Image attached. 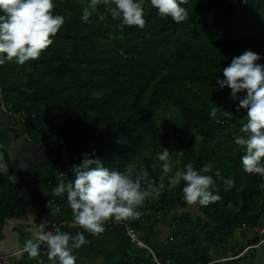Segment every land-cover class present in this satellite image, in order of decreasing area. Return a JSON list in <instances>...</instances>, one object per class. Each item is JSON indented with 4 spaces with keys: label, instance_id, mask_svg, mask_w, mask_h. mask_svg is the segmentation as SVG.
I'll use <instances>...</instances> for the list:
<instances>
[{
    "label": "trees",
    "instance_id": "16d2710c",
    "mask_svg": "<svg viewBox=\"0 0 264 264\" xmlns=\"http://www.w3.org/2000/svg\"><path fill=\"white\" fill-rule=\"evenodd\" d=\"M54 4V14L63 15L65 23L53 44L36 60L0 66L5 105L26 113L25 132L49 156V163L31 167L22 199L15 187L0 197V235L4 221L27 206L39 222L51 225L55 219L47 204L54 197L47 195V182L66 165L79 163L82 152L94 150L111 170L143 167L157 186L163 184L138 208L143 216L152 214V221L159 218L156 225L169 233L158 253L161 260L245 261L264 245V189L259 187L264 178L243 171L245 153L234 142L246 110L236 111L239 100L215 84L243 51L264 56V0H188L181 6L189 18L180 23L161 17L145 0L143 29L118 27L120 21L107 14L99 20L103 3L89 8L90 23L81 20L89 0ZM214 106L220 109L215 118L210 116ZM172 147L177 155H171ZM162 149L170 151L168 174L156 160ZM188 162L198 171L211 168L202 174L213 175L220 200L207 206L184 201V182L171 185L169 178ZM217 170L235 181L231 189L216 179ZM122 244H128L124 233ZM128 264L138 259L129 258Z\"/></svg>",
    "mask_w": 264,
    "mask_h": 264
},
{
    "label": "clouds",
    "instance_id": "9594fccd",
    "mask_svg": "<svg viewBox=\"0 0 264 264\" xmlns=\"http://www.w3.org/2000/svg\"><path fill=\"white\" fill-rule=\"evenodd\" d=\"M100 3L106 7L105 14L98 16L99 20H105L107 14L113 20L120 21L118 27L137 26L141 29L145 27V0H89V6L84 9L81 16L82 22H91L89 8L94 10ZM187 3L188 0H150L151 7L157 10L158 15L170 17L176 23L188 20V12L181 6ZM54 7V0H0V66L6 62L14 61L18 65H23L30 60H36L41 56L42 51L53 44V38L65 23L63 15L54 14ZM262 59L264 56L250 49L243 51L242 54L233 57L231 62L222 69L223 78L218 76L215 86L219 89L229 88L230 95L239 100L236 111L246 110L247 119L240 127L239 133L235 135L234 142L245 153L241 157L243 171L259 174L264 178V64L258 63ZM0 96L5 114L24 129L28 120L26 113L12 111L5 105L1 89ZM219 110L217 106H214L210 116L217 117ZM215 122L219 124L220 120L216 119ZM42 151L45 152L44 149ZM81 156L79 163L65 166L72 167L70 169L72 176L69 177L71 181L67 183L62 181L48 187L49 182L57 183L58 176L64 168L47 182V195L58 196L57 200L61 204V197H64L66 193L74 223L93 235L104 232L108 221L111 225L107 228L106 234L94 239L102 238L112 230L119 232V237L120 235L123 237L124 233L128 240V244L124 246L134 247L135 253L139 252V255L136 253L137 256L130 257L137 258L138 264H170L158 257L161 247L169 239V233L166 230L162 240L157 242L160 245L153 247L151 240L154 237L150 235L155 226L150 222L153 215L146 214L148 219H144L146 216L138 211L146 199L159 194L160 189L164 187L163 184L157 186L143 167L138 171L135 166L128 167L125 171L111 170L96 156L94 150L91 153L82 152ZM156 160L161 162L159 167L164 174L172 171L173 165L168 149H162L156 153ZM152 166L156 167V164ZM211 171L208 166L198 171L192 162H188L182 171L175 172L169 178V183L178 185L183 181L184 201L189 205L207 206L221 198L215 191L217 184L213 175L202 174ZM214 175L217 180H222L226 185L225 190L231 189L235 184L232 178L221 176L219 170ZM259 187L264 189V183ZM47 206V210L51 209L49 204ZM49 212L50 216H55L51 215V210ZM53 218L55 222L56 218ZM128 218L131 219L125 220ZM143 222L149 223L146 229ZM123 225L135 229L140 244L137 245L129 240ZM86 238L83 232H77L73 236L68 232L60 231L59 228L54 231H45V225L41 224L33 238L25 241L24 250L30 258H36L40 255L41 243H44L47 245V256L51 264H77L73 249H79L88 244L89 241ZM226 261L224 259V262Z\"/></svg>",
    "mask_w": 264,
    "mask_h": 264
},
{
    "label": "crops",
    "instance_id": "0c3cea01",
    "mask_svg": "<svg viewBox=\"0 0 264 264\" xmlns=\"http://www.w3.org/2000/svg\"><path fill=\"white\" fill-rule=\"evenodd\" d=\"M53 215L58 220L67 217L65 212H55ZM144 219H148V216L144 217ZM38 222V217H36V213L30 206L25 207L18 217L6 220L0 235V255L14 254L24 248L25 241L33 238L34 233L38 231ZM143 224L146 229L149 223L143 222ZM161 227V225H155L153 232H150V235L154 237L151 240L153 247L157 246V242H160L166 233V229ZM86 239L89 241L88 244L79 249H73V254L77 257V264H128V259L131 256L139 255V252H136V254L130 246L127 248L122 244V236L120 235L119 237V232L117 231L112 230V232L102 238L94 239L89 237ZM47 252L48 248L41 262L14 255L12 264H51L48 260Z\"/></svg>",
    "mask_w": 264,
    "mask_h": 264
},
{
    "label": "flooded vegetation",
    "instance_id": "af4514ba",
    "mask_svg": "<svg viewBox=\"0 0 264 264\" xmlns=\"http://www.w3.org/2000/svg\"><path fill=\"white\" fill-rule=\"evenodd\" d=\"M2 106L3 101L0 96V171L3 170V175H0V197L15 187L9 181L10 178L20 185L19 192L22 189L26 191L24 184L29 177L31 167L41 162L35 158L37 152L31 150L43 149L35 145L24 129L5 114Z\"/></svg>",
    "mask_w": 264,
    "mask_h": 264
},
{
    "label": "built area",
    "instance_id": "2783aa9c",
    "mask_svg": "<svg viewBox=\"0 0 264 264\" xmlns=\"http://www.w3.org/2000/svg\"><path fill=\"white\" fill-rule=\"evenodd\" d=\"M236 110H237V108H236ZM71 168H72L71 166L65 167L64 171L59 174V176H58L59 178L57 180V183L49 182L48 187L52 186L53 184L57 185L59 182H62V181L65 183L71 181L69 179V177L72 176V174L70 172ZM54 198H58V196L54 195ZM54 198L51 199L48 203L49 206L51 207V215H53L55 212H61L62 211V212L67 213V217L65 219H61V220L56 219V221L53 222L51 225L50 224L47 225L45 223V221H40L39 226L41 224H44L45 225V231H54L55 229L59 228L60 231L68 232V233L73 234V235H75L77 232H83L85 237H87V238H89V237H92V238L100 237V236H103L106 234L107 228L111 225L108 221L105 224L104 232H102L98 235H93L90 232L84 230L81 226L76 225L74 223L72 210L68 206L66 193L64 194V197H61L63 200L62 204L57 203ZM36 217H37V214H36ZM52 217H55V216H52ZM123 229L125 230V234L131 242H135L137 245L140 244L138 242V239H139L138 233L135 231V229H132V228L125 226V225H123ZM262 232H264V227H263ZM46 250H47L46 244L41 243L40 255L36 258H30L28 253L24 250V248L20 249L17 253H14V254H9V255H3L2 254V255H0V264H12V258L14 257V255H18L19 257H25L27 259H34L37 262H41L46 255Z\"/></svg>",
    "mask_w": 264,
    "mask_h": 264
},
{
    "label": "rangeland",
    "instance_id": "374dc122",
    "mask_svg": "<svg viewBox=\"0 0 264 264\" xmlns=\"http://www.w3.org/2000/svg\"><path fill=\"white\" fill-rule=\"evenodd\" d=\"M8 110V108H7ZM177 150L175 147H172L171 148V155H177ZM197 204H195L196 206ZM190 210L192 209V206L189 207ZM191 212H193L194 214H199L197 211H194V210H191ZM193 214V215H194ZM159 221V218H155L154 219V222H155V225L157 224V222ZM151 224L154 225V222L152 220H150ZM158 245H160L159 243H157ZM239 244H243V242H239ZM132 249H135L134 247H131ZM251 255H249L248 257H246V260L245 261H239L237 262L238 264H264V245H262L260 248L258 249H255L254 252L251 251ZM224 260L223 259H217L215 261H213L212 263L210 264H218V263H223Z\"/></svg>",
    "mask_w": 264,
    "mask_h": 264
},
{
    "label": "water",
    "instance_id": "95a60500",
    "mask_svg": "<svg viewBox=\"0 0 264 264\" xmlns=\"http://www.w3.org/2000/svg\"><path fill=\"white\" fill-rule=\"evenodd\" d=\"M32 152H37V155H36V160H39V161H41V162H43V163H48L49 162V157H48V155L45 153V152H43L42 150L41 151H39V149L38 148H34V150H31ZM0 154H1V152H0ZM3 171V170H2ZM2 171H0V175H3L2 174ZM4 173H6V171H4ZM9 181L13 184V186H15L17 189H19L20 188V185L17 183V182H15V181H13L11 178L9 179ZM25 193V191H24V189H22V190H20V192H19V195H18V199H22V197H23V194Z\"/></svg>",
    "mask_w": 264,
    "mask_h": 264
}]
</instances>
